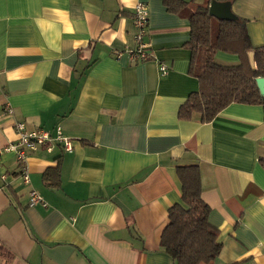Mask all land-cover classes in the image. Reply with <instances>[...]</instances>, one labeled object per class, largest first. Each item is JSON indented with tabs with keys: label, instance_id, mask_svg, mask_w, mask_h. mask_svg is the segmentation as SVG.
<instances>
[{
	"label": "crops",
	"instance_id": "obj_1",
	"mask_svg": "<svg viewBox=\"0 0 264 264\" xmlns=\"http://www.w3.org/2000/svg\"><path fill=\"white\" fill-rule=\"evenodd\" d=\"M139 1L149 9L143 61L127 54ZM185 1L175 12L164 0H0V148L17 140V121L61 125L74 145L30 151L28 185L14 178V154L2 155L0 264H175L160 239L169 207L182 202L177 166L189 164L200 167L222 242L200 264H264L262 105L234 102L211 121L178 117L199 89L188 10L207 5L240 20L258 46L264 0ZM216 58L238 61L223 51ZM31 188L46 207L29 204Z\"/></svg>",
	"mask_w": 264,
	"mask_h": 264
},
{
	"label": "trees",
	"instance_id": "obj_2",
	"mask_svg": "<svg viewBox=\"0 0 264 264\" xmlns=\"http://www.w3.org/2000/svg\"><path fill=\"white\" fill-rule=\"evenodd\" d=\"M166 7L183 12L185 0H164ZM191 22L189 72L199 81V89L190 93L180 106L178 117L211 121L229 104H259L264 109V94L257 84L264 77V44L252 43L246 25L235 18H220L209 7L197 5L188 10ZM223 51L235 54L236 63H224L216 58ZM254 51V66L248 52ZM264 165V158L260 159ZM181 180L182 202L168 209L169 222L161 233L162 248L175 264H200L213 260L222 249L219 231L208 220L209 205L203 200L201 173L198 164L177 166ZM45 177L48 179V173ZM49 183V182H48ZM58 186L59 182H50Z\"/></svg>",
	"mask_w": 264,
	"mask_h": 264
},
{
	"label": "built area",
	"instance_id": "obj_3",
	"mask_svg": "<svg viewBox=\"0 0 264 264\" xmlns=\"http://www.w3.org/2000/svg\"><path fill=\"white\" fill-rule=\"evenodd\" d=\"M149 9L145 2H137L133 14V22L136 27V46L127 50L129 58L136 61H143L150 57L149 43L145 37L147 34ZM118 56L121 52L117 53ZM160 71L163 74L168 72V66L165 63H160ZM10 113L13 109L7 108ZM15 129L18 134L17 140L8 143L3 148H0V160L4 153H13L16 160L19 162V171L14 178H19L25 184H30V172L27 164V159L30 151L37 150L40 146H46L51 149L52 146L58 145L65 151H73V140L70 136L65 134L61 125H57L54 131L46 130L42 127L28 128L25 122L17 121ZM3 179H7V175L2 174ZM29 204H42L47 206L44 198L40 193L31 188L29 191Z\"/></svg>",
	"mask_w": 264,
	"mask_h": 264
},
{
	"label": "water",
	"instance_id": "obj_4",
	"mask_svg": "<svg viewBox=\"0 0 264 264\" xmlns=\"http://www.w3.org/2000/svg\"><path fill=\"white\" fill-rule=\"evenodd\" d=\"M257 84L259 86L260 92L264 94V77L263 76H259L257 78Z\"/></svg>",
	"mask_w": 264,
	"mask_h": 264
}]
</instances>
